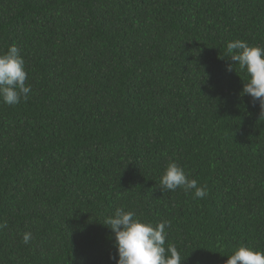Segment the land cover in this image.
<instances>
[{"label": "trees", "instance_id": "1", "mask_svg": "<svg viewBox=\"0 0 264 264\" xmlns=\"http://www.w3.org/2000/svg\"><path fill=\"white\" fill-rule=\"evenodd\" d=\"M236 39L264 47V0H0L32 89L0 100V264H115L117 208L167 221L181 264L264 251V115ZM172 161L205 197L161 190Z\"/></svg>", "mask_w": 264, "mask_h": 264}, {"label": "clouds", "instance_id": "2", "mask_svg": "<svg viewBox=\"0 0 264 264\" xmlns=\"http://www.w3.org/2000/svg\"><path fill=\"white\" fill-rule=\"evenodd\" d=\"M226 56L239 65L246 73L241 95L250 96L254 103H259L261 115H264V47L250 46L246 41L236 39L227 42ZM228 71L233 65H228ZM27 72L25 61L15 44L7 51L0 52V100L7 105H16L21 99L27 100L31 86L26 84ZM160 188L175 191L182 188L185 193L193 192L195 198L207 194L206 187H201L195 179H189L184 169L175 161L169 162L160 177ZM114 234V246L118 259L115 264H181V255L173 243H167V221L153 225L141 220L134 211L117 208L104 223ZM7 227V221L0 223V229ZM31 232L23 233V242L28 244ZM225 264H264V251L251 247L239 246L233 249Z\"/></svg>", "mask_w": 264, "mask_h": 264}]
</instances>
